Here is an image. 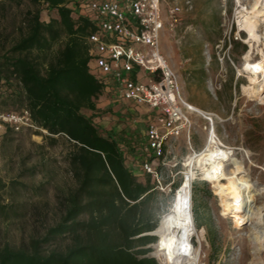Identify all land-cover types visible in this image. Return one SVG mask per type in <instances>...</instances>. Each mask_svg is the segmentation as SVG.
<instances>
[{
    "label": "rangeland",
    "instance_id": "rangeland-1",
    "mask_svg": "<svg viewBox=\"0 0 264 264\" xmlns=\"http://www.w3.org/2000/svg\"><path fill=\"white\" fill-rule=\"evenodd\" d=\"M255 2L257 7L264 4L262 0H161L162 16L167 22L160 50L176 75L183 101L207 114L212 122L188 109V129L168 141L163 160L151 161L153 168L159 165L160 172L158 218L161 221L171 210L176 190L172 198L170 190L180 186L191 169L187 160L204 149L212 131L217 145L231 152V161L224 164L225 174L229 175L232 164L238 162L244 178L254 184L244 192L250 200L241 211L224 215L212 185L201 180L198 170L193 169L191 210L200 228L195 227L189 241L198 253L197 264H254L255 260L264 264V194L260 192L264 188V84L252 94L247 74L241 70L247 52L251 63L259 61L260 52H264V16L252 11ZM175 6L180 10L178 21L171 23L169 10ZM28 8L25 2L20 6L0 5V56L20 37L22 16ZM242 14L254 25L255 43L240 30ZM48 16L46 10L42 11L41 20ZM60 46L55 45L53 52ZM121 103L114 100L111 107L108 95L100 97L96 105L101 110L94 122L104 130L125 129L130 134L134 129L143 131L150 111L131 107L127 111L133 117L127 120ZM8 104L7 108L20 109L18 104ZM44 136L46 133L40 130H31L4 139L0 180L3 184L18 181L24 185L18 199L26 204L27 213L24 218L0 223V241L19 244L30 236H41L58 218L57 196L73 185L66 163L70 146L62 139L50 145ZM154 237L157 240L150 256L162 264L157 234Z\"/></svg>",
    "mask_w": 264,
    "mask_h": 264
},
{
    "label": "trees",
    "instance_id": "trees-1",
    "mask_svg": "<svg viewBox=\"0 0 264 264\" xmlns=\"http://www.w3.org/2000/svg\"><path fill=\"white\" fill-rule=\"evenodd\" d=\"M87 1L0 0V5L29 6L20 37L0 56V106L10 109V102L27 109L34 126L46 132V142L62 139L70 146L66 163L73 181L57 196L58 218L41 236L19 244L0 241V264H157L150 256L157 239L149 233L160 223V195L142 167L152 161L146 122L143 131L131 134L94 122L101 110L96 101L108 95L112 107L114 100L88 70L84 39L95 26L88 13H81ZM45 10L49 16L42 21ZM121 105L127 120L133 117L127 109L139 108ZM21 187L18 181L0 180V223L26 216V204L18 199ZM193 221L200 228L194 216Z\"/></svg>",
    "mask_w": 264,
    "mask_h": 264
},
{
    "label": "built area",
    "instance_id": "built-area-1",
    "mask_svg": "<svg viewBox=\"0 0 264 264\" xmlns=\"http://www.w3.org/2000/svg\"><path fill=\"white\" fill-rule=\"evenodd\" d=\"M82 4L81 13H88L95 26L84 39L90 74L113 100L150 111L146 114L150 116L146 148L152 160H163L168 141L188 129L190 121L189 106L181 98L176 75L160 50L167 22L161 0H90ZM179 11L177 6L169 10L171 23L178 21ZM31 130L46 133L34 126L27 109L0 106V166L4 139ZM142 167L157 186L161 185L160 172L151 162H144Z\"/></svg>",
    "mask_w": 264,
    "mask_h": 264
},
{
    "label": "bare ground",
    "instance_id": "bare-ground-1",
    "mask_svg": "<svg viewBox=\"0 0 264 264\" xmlns=\"http://www.w3.org/2000/svg\"><path fill=\"white\" fill-rule=\"evenodd\" d=\"M257 5L258 2H255L251 6L252 11L254 10L255 14L259 17L264 16V4H261V7H257ZM248 11L246 12L248 13ZM239 18L243 19L244 14ZM241 19H239L238 23ZM245 19L246 18H244L243 21L244 23L241 22L243 24L239 23L240 30L245 32L249 42L255 43L257 40L253 32L254 25L249 21H245ZM262 53L260 52L261 59L259 58V61L251 63L248 60L250 58L249 52H247L244 56V62L241 67L242 72L247 74L249 85H252V88H248V90H251L252 94L257 90L260 91L261 85L264 84V54ZM254 87L256 89H254ZM188 106L189 110L200 114L207 121L212 122L211 118L207 117V114L194 106ZM228 161H231V152L224 150L217 145L213 131L207 135L204 149L200 153H196L194 156L189 157L187 160L186 165L191 167V169L189 168L190 171L185 175L182 183L176 189L175 201L171 210L164 215L157 230L154 231L158 236L157 246L160 248L158 253L161 257L162 264H197L198 253L189 241L195 231L191 210V184L195 178L193 172L194 168L198 170L200 179L210 183L214 188L215 194L221 199L223 206L222 213L224 215L239 213L247 199L250 200L247 195L244 196V192L253 188L254 184L244 178V175H242V167L238 162L232 164V171H229L230 174L226 175L224 164ZM260 192L264 194V188H262ZM243 198L244 201L242 200ZM256 239L259 240L258 238ZM254 264H258V262L255 260Z\"/></svg>",
    "mask_w": 264,
    "mask_h": 264
},
{
    "label": "water",
    "instance_id": "water-1",
    "mask_svg": "<svg viewBox=\"0 0 264 264\" xmlns=\"http://www.w3.org/2000/svg\"><path fill=\"white\" fill-rule=\"evenodd\" d=\"M149 235L155 236V233H154V231H153V232H151V233H149Z\"/></svg>",
    "mask_w": 264,
    "mask_h": 264
},
{
    "label": "snow or ice",
    "instance_id": "snow-or-ice-1",
    "mask_svg": "<svg viewBox=\"0 0 264 264\" xmlns=\"http://www.w3.org/2000/svg\"><path fill=\"white\" fill-rule=\"evenodd\" d=\"M254 67H257V66H254Z\"/></svg>",
    "mask_w": 264,
    "mask_h": 264
}]
</instances>
